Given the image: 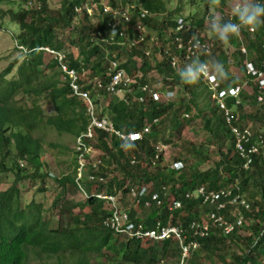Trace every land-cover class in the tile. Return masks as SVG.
<instances>
[{
	"label": "trees",
	"instance_id": "16d2710c",
	"mask_svg": "<svg viewBox=\"0 0 264 264\" xmlns=\"http://www.w3.org/2000/svg\"><path fill=\"white\" fill-rule=\"evenodd\" d=\"M9 1L0 0V3ZM18 1L25 8L7 11L6 15L9 22L18 27L15 47H21L24 54L20 61L15 59L0 71V264H29L30 253L37 258L43 256L53 260L46 264H92L91 258H103V262L109 264H161L166 258L177 264H264V104H258L256 88L244 72L245 61L258 68L264 60V0H259V5L255 2L258 6L253 8L254 13L247 10L242 15L253 26L252 33L236 34L232 30L239 14L233 20L225 16L217 18L220 34L229 38L228 42L235 47L232 54L199 34L203 18H181L180 8L168 9V0H121L122 6L128 4L121 9H127L131 23L138 19L139 9L146 12V17L140 19V32L127 26L125 38L111 42L103 40L106 23L111 20L109 13H104L100 5L91 7L90 15L86 13V7L97 0H89V4L88 0H59L55 8H50L47 0ZM213 1L217 7L224 8V0ZM107 3L113 10L115 1ZM225 10L228 9L220 13ZM3 13L0 11L1 20ZM178 20L184 22L180 30ZM191 37L211 43L209 54L192 61L193 68L202 63H207L210 70L215 66L214 74L220 87L248 83L251 92L246 93L243 88L239 104L233 98L225 100L233 118L232 125L243 128L249 121L254 125L249 128L251 136L245 147L258 145V136L262 139L259 151L251 155L248 169L242 166L224 112L210 98L206 84L194 70L187 71L181 64L179 68L171 65V58L182 56L174 39ZM241 47L245 49V55L240 52ZM41 48L62 52L63 58L58 61ZM46 56L50 58L47 63ZM111 60L135 80L133 90L123 98L108 95L95 84L98 81L105 86L109 82ZM62 64L75 72L80 90L92 99L95 115L106 117L115 131L120 134L138 132L147 124L150 130L141 140L130 142L92 129V137L83 141L90 152L97 154L87 156L78 178L77 153L73 151L72 173L56 180L60 191L53 196L50 206L65 217L66 223L61 228H49L44 214L50 210L42 209L44 200L25 203L24 195L31 188H24L23 182L36 183L32 193L45 194L48 173L41 154L48 129L75 141L86 132L89 124L86 106L71 95L69 79L61 72ZM232 65L241 72L243 79L232 75ZM137 85L151 88L159 85L155 90L160 91V100L138 102ZM201 86L202 90L199 89ZM176 88L180 89V95L165 100L164 94L173 93ZM43 101L51 106L50 114L44 113ZM244 104L255 106L254 112L243 116ZM154 119L155 123L152 122ZM194 121L199 122L207 141L216 148L217 160L208 168H199L205 161H210L204 151L206 147L180 140V133ZM173 133L177 138L172 136ZM170 141L171 147L177 149L172 161L183 164L178 171L163 166L162 156L154 160L153 146L166 145ZM49 146L54 147L53 144ZM233 183H237L249 210L242 212L244 222L240 228L230 235H223L208 220V215L215 210L214 204H202L199 198L187 199L185 194L199 187L206 192L219 191ZM4 184L8 187L1 189ZM146 185L159 195L160 206L151 204L145 208L149 196L140 198L134 206L130 189L138 191ZM67 186L81 190L85 195L84 202L68 207L63 199ZM96 195L116 197L118 208L127 213V222L141 224L143 231L155 229L157 222L178 226L183 231L184 243H187L194 238L189 228L194 221L207 223V234L194 239L198 248L182 259L176 240L157 242L147 238H127L104 227L102 221L110 215L108 204ZM173 201H179L181 208L169 211L168 206ZM235 208L226 204L218 214L231 220ZM97 264L103 263L97 260Z\"/></svg>",
	"mask_w": 264,
	"mask_h": 264
},
{
	"label": "built area",
	"instance_id": "2783aa9c",
	"mask_svg": "<svg viewBox=\"0 0 264 264\" xmlns=\"http://www.w3.org/2000/svg\"><path fill=\"white\" fill-rule=\"evenodd\" d=\"M258 3L259 2L257 1L256 4ZM91 7H93V4L86 7V13L89 15L91 14ZM101 10L104 13H109V16L111 17V20L107 21L106 23V37L103 39L105 42L114 41L116 38H125V29L130 25V28L133 31L140 32V19L146 17V12L142 9H139L138 19L131 23V18L127 9L120 8L119 10L114 11L109 9L107 6ZM246 10L247 7L244 4L235 2L230 9L220 13L218 18L225 16L226 19L233 20L234 16L239 14L240 18L236 23L232 24V30L236 32V34H239L242 31L252 33L254 31L253 26L249 21L242 17ZM177 24L178 30H180L183 27L184 22L182 20H178ZM174 41L176 43V49L182 52V56L170 59L172 67L178 68L180 67L179 64H181L187 71L191 72L194 70L198 78H200L206 84L209 90L210 98L224 112L226 123H228L230 126V134L233 138L234 149L236 150L239 158L242 160V166L244 169H248L251 164V155L256 154L259 151L258 145H262V139L260 136H258V145L250 144L248 147H245V145L249 142L251 131L249 127L239 128L232 125L233 118L231 116V111L226 107L225 104V100L227 98H233L236 100V103L239 104L240 91L243 89V85L246 86L248 84L247 81L236 87H220L218 81L216 80L215 74L211 72L207 63H202L198 67L193 68L192 61L199 56L209 54L211 50V43L206 39H201L198 37L186 39L175 38ZM40 50H43L51 56L57 57L58 61L63 58V54L59 56L58 52H54L48 48H41ZM240 52L244 55L246 54L245 49L242 47L240 48ZM145 55H147V53H145ZM60 68L61 72L64 75H67V78L69 79L68 87L71 95L74 98L84 102L89 121L86 132L76 137L74 141V150L77 153V162L79 164L77 174V177L79 178L84 160L90 153V148L85 145L83 139H90L92 137V129H98L109 135H115L122 140L136 142L141 140L146 134L149 133L150 125H145L142 130L138 132H130L127 134L118 133L115 131L112 123L106 117L98 118L95 115V108L92 99L87 92L80 90L77 84L75 72L68 70L64 64H62ZM244 72L246 77L251 78L248 80L252 81L256 88V100L258 104H264V60L261 61L258 68H255L252 63L245 61ZM108 73L110 75L109 82L105 86H102L101 83L96 81L95 84L97 88H103L108 95L120 96L121 98H123L124 94L133 90L132 86L135 84V80L127 76L125 72L118 67L116 61H109ZM135 90L140 94L136 97V100L140 103L145 102L147 99L158 102L161 98V93L152 89L148 85H137ZM172 95V93L167 92L164 94V99L168 100L172 98ZM152 122L155 123L156 120L154 119ZM153 147L155 153L154 160L158 159L159 156L165 158L168 146L158 143ZM182 167L183 164L179 161L172 162L169 165V168L175 171L182 169ZM162 190H164V188H162ZM129 196L134 201V206H136L140 202V198L144 196H149V201H146L144 204L145 208H149L151 204L160 206L162 203L159 195L150 191L149 185L143 186L138 191H135L131 188ZM96 197L105 200L108 204L110 215H107L102 221V225L104 227L116 234L126 236L127 238H147L149 241L157 242L168 239L176 240L180 246L182 259L185 258L189 252L198 248L199 244L194 239L202 238L207 234L208 224L194 221L189 225L194 238L187 243H184V238L182 236L183 231L178 226H164L160 222H157L155 224V229L143 231L141 224L135 225L127 222V213L118 208L116 197L101 195H96ZM185 198H199L202 204H214L213 206L215 207V210L208 215V220L212 225L219 229L223 235H230L236 231V229L240 228L244 222L242 212L249 210V204L240 195L237 183H233L230 187L222 188L219 191L206 192L203 187H199L194 190V192L185 194ZM226 204L236 207L232 212L231 220H227L221 214H218V212L225 208ZM180 208L181 203L179 201H173L168 206L169 211H174Z\"/></svg>",
	"mask_w": 264,
	"mask_h": 264
},
{
	"label": "rangeland",
	"instance_id": "374dc122",
	"mask_svg": "<svg viewBox=\"0 0 264 264\" xmlns=\"http://www.w3.org/2000/svg\"><path fill=\"white\" fill-rule=\"evenodd\" d=\"M47 1L50 8L57 7L59 3V0H47ZM108 1L109 0H97L96 2L93 1L95 2L93 3V7L96 8L97 5H100L102 8H106L108 6V8L110 9L109 4L107 3ZM114 1H115L114 3L115 7L113 9L114 11L119 10L120 8H124L128 5L126 4L122 6V4H124L123 2L119 0H114ZM128 1L133 2L134 0H128ZM243 1L249 6L251 4L253 5V3L255 5L256 2V1L254 2L253 0H243ZM235 2L241 3L239 2V0H224L225 3L224 8H221V7H217L213 0L210 1L168 0L167 7L169 10H172L175 7L180 8L181 18L184 17H188L189 19L203 18L204 19L203 26L199 34H201L202 37L209 38L210 40L212 39L213 41H215V46H217L219 49H222L224 51L227 50L230 53L229 42H228L229 38L226 39L224 35L220 34V28H218L219 25H216V23H218L217 18L221 10H224L226 8L230 9ZM89 3L90 1L88 0V4ZM23 8H25L24 4L18 0H11L6 3H0V11L4 12L3 14H5L3 16L4 19L3 20L0 19V21H3L1 23L2 26L0 28V71H2L13 60L16 59L20 61L21 57H23L24 53L21 50V47H17V46L15 47L14 36L18 33V27L15 23H10L9 22L10 18L8 15H6L7 11L16 12L17 10ZM91 22L93 23L94 20L91 19ZM151 35H154V33H151ZM15 48H17L18 51ZM234 48L231 50L232 53L235 50ZM19 50L21 51L19 52ZM73 52L74 54L76 53L75 50H73ZM62 54H63L62 52H58L59 56H61ZM48 60H50V58L46 56L45 63H47ZM157 86L158 85H155L156 88ZM155 87L153 89H156ZM199 89L202 90V86ZM173 92H174L173 93L174 99L180 95V89L178 88H176L175 91ZM200 95L202 96V94ZM118 97L120 98V96ZM41 104L45 114H50L52 112L51 106L48 103H45V101H43L41 102ZM254 110H255V106L251 104H245L243 106L241 113L243 114V116H247L248 114L253 113ZM249 124L250 125L252 124V126H254L253 123L250 121ZM172 136L174 138H177V135H175L174 133L172 134ZM162 138H164V136ZM167 138L168 137L166 135L165 139ZM182 139L189 140L192 143L200 144L206 147L204 148V151L206 150V153L208 154L210 161H205V163L199 165V168L201 169L208 168L211 166V162L217 160L215 145L210 144L207 141L206 135L202 131L198 121L192 122L183 129V131L180 133V140ZM173 142H175V140H173ZM49 144H53L54 147H50ZM166 145L168 146V149H167V153L165 154V158H163V164H162L163 166H169L171 162H173L172 161L173 155L177 152V149H173L171 147L172 146L171 141ZM74 148H75L74 138L63 134L58 135L56 132H54L52 129L49 128L46 136L44 137V145L42 146V154H41L43 163L46 166V172L48 173V177L45 179V184H44V188L45 190H47V192L45 194L32 193V191H35L37 184L36 183L29 184L28 181L23 182L24 188L25 187L31 188L26 193V196L24 195L25 203L30 202L31 200H35V201L44 200L43 202H45V207L42 206V209L44 210L45 208H48L50 210V212L44 214L45 219L48 220L47 226L49 228H61L66 223L65 217L61 214H58L59 211H57L55 208H52L50 206L53 200V196L57 195L60 191V185H58L56 180L61 178L62 176L70 175L72 173L73 163H74L73 162ZM96 154H97L96 152H90L89 157L90 155L92 156ZM194 164L197 163L195 162ZM80 186L82 188V191L84 192L85 188L82 185V183L80 184ZM7 187L8 184H4L1 186V189ZM82 191L70 188V186L66 187L65 193L63 194V199L68 203L67 205L68 207L70 206L72 208L74 207L73 205L81 204L84 202L85 195L82 193ZM61 206L62 203L60 204V207ZM77 207L79 208V205ZM76 210L77 209H75V211ZM28 257H29L28 259L29 264H46L50 261H53L52 259L49 260V258H45L43 256L37 258L32 253H30ZM65 257H67V254H65ZM97 260L103 264H109V262H103L104 260L103 258H91L92 264H97ZM161 264H177V263H174V261L171 258H166ZM204 264H206V262Z\"/></svg>",
	"mask_w": 264,
	"mask_h": 264
},
{
	"label": "crops",
	"instance_id": "0c3cea01",
	"mask_svg": "<svg viewBox=\"0 0 264 264\" xmlns=\"http://www.w3.org/2000/svg\"><path fill=\"white\" fill-rule=\"evenodd\" d=\"M119 1H121V0H119ZM253 1L255 2V1H259V0H253ZM239 2H241L242 4H244L245 6H247V10L250 11L251 13H254V12H255V11H254L255 9H253V8L259 5V4H258V5L255 6L254 3H253V5L251 4L252 6H251V5L249 6V5H247L243 0H239ZM247 10H246V11H247ZM257 17H258V16H257ZM233 48H234V45L229 43L230 53L226 50L227 54H232V51H231V50H232ZM230 61H232V59H231ZM210 68H211V70H212L213 73L216 72L215 69H214L215 66H211ZM230 72L232 73V75H233L234 77H236V78H238V79H239L240 77H242L241 72H240L237 68H235L233 65H232L231 68H230ZM239 73H240V74H239ZM240 79H243V78H240ZM241 81H242V80H240V83H241ZM243 82H244V81H243ZM149 87H150V86H149ZM159 87H160V86L158 85L157 88H159ZM243 88H245V89H244V92H246V93H250V92H251V91H250V88L247 87V85H246V86L243 85ZM158 91H159V90H158ZM174 91H175V90H174ZM249 91H250V92H249ZM173 93H174V92H173ZM173 93H172V94H173ZM173 97H174V96H173ZM244 105H245V104H244ZM237 117H239V116H237ZM239 120H240V118L238 119V121H239ZM240 121H241V120H240ZM241 124H242V121H241ZM244 124H245V123H244ZM244 124H242V125H244ZM247 127L250 128L251 125L249 124V125H247Z\"/></svg>",
	"mask_w": 264,
	"mask_h": 264
},
{
	"label": "clouds",
	"instance_id": "9594fccd",
	"mask_svg": "<svg viewBox=\"0 0 264 264\" xmlns=\"http://www.w3.org/2000/svg\"><path fill=\"white\" fill-rule=\"evenodd\" d=\"M257 2V1H256ZM259 2V1H258ZM153 89V88H152ZM155 90V89H154ZM158 91V90H157ZM160 92V91H159ZM172 97H173V95H172ZM172 163V162H171ZM169 167V166H168Z\"/></svg>",
	"mask_w": 264,
	"mask_h": 264
}]
</instances>
